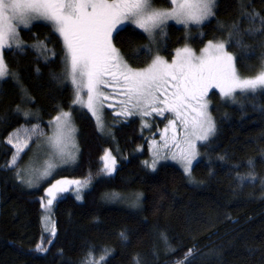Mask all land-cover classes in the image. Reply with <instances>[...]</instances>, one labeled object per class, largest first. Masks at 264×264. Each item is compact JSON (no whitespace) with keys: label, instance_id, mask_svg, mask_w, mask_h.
<instances>
[{"label":"trees","instance_id":"trees-1","mask_svg":"<svg viewBox=\"0 0 264 264\" xmlns=\"http://www.w3.org/2000/svg\"><path fill=\"white\" fill-rule=\"evenodd\" d=\"M238 2L218 0L217 15L192 30L191 48L199 51L208 40L226 39V26L236 19ZM250 2L264 14V0ZM154 4L158 8L169 6L168 0H154ZM124 28L127 30L115 41L117 48L133 67L146 66L150 62L147 56L141 55L139 60L133 57L150 46L147 37L133 27ZM165 33L160 54L170 60L186 39L184 30L172 24ZM20 37L26 44L24 51L5 49L4 53L11 71L19 76L33 101L27 105L32 113L30 120L39 122L46 134L47 123L59 110L73 111L79 155L77 163L60 176L90 179L91 186L83 194V201L72 194L57 199L52 210L57 237L52 245H45L49 247L47 253L36 252L42 237H48L43 231L39 201L44 188L27 190L14 172L4 167L11 159L7 135L18 127H31V123L26 125L23 115L15 112L23 100L20 87L12 78L0 85V264H78L89 247L102 246L112 249L110 264H130V256L136 253L146 264H175L189 248L195 249L193 264H264V191L259 179L254 185L246 181L239 187L231 172L234 163L242 164V174L248 171L246 161L252 159L258 178L264 177V96L239 98L231 104L212 94L217 135L208 147H200L195 182H189L174 165L162 164L156 172L144 167L143 161L148 160L146 138L137 119L111 126V135L104 138L85 110L72 107L73 89L65 76L63 45L49 25L35 23L28 30H20ZM40 43L46 45L47 55L35 50ZM247 43L257 48L255 40ZM231 50L244 55L239 49ZM260 51L257 49L254 55L258 57ZM258 63L256 59H244L248 66ZM238 67L241 75L251 74L246 67ZM107 150L117 161V171L111 177L101 171V158ZM219 155H225L227 162L217 159ZM110 193L133 199L142 193L140 208L108 203L104 198ZM121 231L127 232L128 241L120 239ZM161 232L167 233L175 252L166 249Z\"/></svg>","mask_w":264,"mask_h":264},{"label":"snow or ice","instance_id":"snow-or-ice-1","mask_svg":"<svg viewBox=\"0 0 264 264\" xmlns=\"http://www.w3.org/2000/svg\"><path fill=\"white\" fill-rule=\"evenodd\" d=\"M168 5L158 8L154 0H0V85L12 78L20 87L23 100L15 112L23 115L26 125L31 123V127L21 126L10 132L5 141L10 146L11 159L5 161L4 167L14 172L17 181L28 187L36 186L41 179L51 176L60 164L75 161L79 152L73 111L61 109L49 121L52 135L47 136L46 143L51 154L43 168L32 167V158L29 165L21 167L26 150L31 151L33 138L45 136V133L40 131L39 122L30 120L32 113L27 110V105L33 101L19 76L11 71L4 49L15 47L24 51L19 29H29L35 22L42 21L62 41L65 76L74 91L73 106L86 108L95 118L97 129L103 131L102 109L109 99L103 89L111 87L122 97L115 116H139L142 127L149 126L146 117L166 119L167 125L160 138L162 143L151 142V160L143 161V165L156 172L158 164L172 160L180 165L189 182H195L193 173L200 164L199 149L208 147L218 131L210 110V91L217 90L225 101L232 103L239 98L255 99L257 94L264 96V14L257 12L250 0H239L236 19L226 26V39L208 40L199 54L185 44L175 50L170 61L159 54L152 55V48L145 46L133 58L139 60L144 55L150 62L144 67H133L115 43L127 30L123 26L134 25L155 41L158 34H166L168 21L183 25L186 30L203 25L217 15L218 0H168ZM247 40H255L257 48ZM233 48L244 55L238 56L231 50ZM257 49L262 50L258 57L254 55ZM40 50L41 54H48L46 45H40ZM245 58L256 59L259 63L255 67L245 65ZM238 65L246 67L251 74L241 75ZM36 145L40 147L38 141ZM101 159L104 161L103 175L111 177L117 171L116 158L110 151H105ZM217 159L227 162L225 155H219ZM246 165L248 171L243 174L239 171L241 163L231 165L239 187H244L246 181L254 185L259 179L264 191V177L258 178L255 161L248 159ZM209 175H212L211 171ZM90 183V179L56 180L44 189L40 206L44 212L43 231L48 237H42L36 252L47 253L49 247L45 245H52L57 237L52 210L58 197L75 186V199L83 201V191ZM111 198L119 197L111 194ZM141 199L142 193L135 194L130 206L137 207ZM119 236L122 241L129 239L126 231H121ZM160 239L166 249L175 252L168 243L166 232L160 233ZM194 252V248L187 249L175 264H193ZM111 254L112 249L107 246L89 247L78 264H110ZM130 264H146V261L136 253L130 256Z\"/></svg>","mask_w":264,"mask_h":264},{"label":"rangeland","instance_id":"rangeland-1","mask_svg":"<svg viewBox=\"0 0 264 264\" xmlns=\"http://www.w3.org/2000/svg\"><path fill=\"white\" fill-rule=\"evenodd\" d=\"M211 19V18H210ZM209 19V20H210ZM208 20V21H209ZM208 21H205V23H207ZM35 23H44L42 21H38V22H35ZM34 23V24H35ZM204 23V24H205ZM46 24V23H44ZM175 25V26H178L180 28H182L184 30V36H185V39H186V43L189 47L190 46V40L193 38V34H192V30L193 29H198L200 28L201 26H192V30H186L184 28L183 25H178L176 24L174 21H168L167 25L165 26V29L168 25ZM126 26H130V27H133L135 28L134 25H131V24H127L123 27H126ZM137 29V28H135ZM20 30H28V29H24V28H20ZM139 31H141L140 29H138ZM165 31V30H164ZM142 32V31H141ZM143 33V32H142ZM56 34V33H55ZM144 34V33H143ZM58 36V34H56ZM146 36V34H144ZM147 37V36H146ZM165 38V34H158L155 38V41H152L150 40L149 38L148 39V42H149V45L150 47L152 48L153 50V53L154 55L155 54H160L161 52V48H162V44H163V39ZM20 40H21V37H20ZM22 42V47H24L26 44L21 40ZM62 42V41H61ZM185 44L179 48H182L185 46ZM40 45H43V44H39V45H36V49L37 52L39 54H41V50H40ZM63 45V44H62ZM203 48V47H202ZM12 49H15V47H13ZM5 50V49H4ZM200 50L199 51H196L197 54H199ZM42 55V54H41ZM175 55V51L173 53V56ZM162 56V55H161ZM172 56V57H173ZM166 59V58H165ZM168 60V59H167ZM171 60V59H170ZM169 60V61H170ZM64 71H65V65H64ZM68 83L70 84V86L72 87L70 81H68ZM73 89V88H72ZM103 91L105 92L106 95L109 96V99L107 101L104 102V108L102 109V113H103V123H104V129L103 131H99V133L104 137V138H108L110 135H111V126H116L117 124L119 123H124V122H128L132 119H137L140 123V126H141V130L145 133V138H146V149H147V155H148V160L150 161L151 160V152H150V144L153 140L157 141L158 143H162L161 141V133L163 132V129L165 128V126L167 125V120L166 119H163L161 117H156V116H152V117H146L144 118L145 121L148 123V127H142V123H141V118L139 116H132V117H128V118H124V117H117L114 115V112L119 110V100L122 99V97H120L119 95H117L113 89L111 87L109 88H106V89H103ZM215 93L218 95L219 99L225 103H231V104H234L232 103L231 101H225L219 94V92L215 89H213L212 91H210L209 93V100H210V110H212V101H211V96L212 94ZM73 97H74V91H73ZM85 99H86V96H85ZM237 103V102H236ZM235 103V104H236ZM72 107L74 109H83L85 110L90 116L91 118L94 120L95 124H96V120L95 118L92 116V114L90 112H88V110L86 108H81L80 106L76 105V106H73L72 104ZM168 115V114H166ZM214 118V117H213ZM52 120V119H51ZM157 122H160L161 123V127L157 126ZM73 123H74V126L76 128V132H75V142L76 144L78 145V149H79V142H78V131H77V127L75 125V122H74V118H73ZM48 125V132L45 134V136H42V137H34L33 138V143L31 145L30 143V149L31 151H27V154L25 156V158L23 159L22 161V164H21V167H24V166H27L29 165V161H30V158H32V164L31 166L32 167H36V168H40L42 169L43 166H44V163L47 159H49L50 157V154H51V149L49 148L48 144L46 143V138L47 136H51L52 135V129L49 128V122L47 123ZM97 127V125H96ZM40 131H42L40 129ZM39 142L40 144V147L37 148V145H36V142ZM14 151V150H13ZM107 151H110V150H107ZM78 155H79V152H78ZM78 155H77V158L75 159V161H70L68 163H65V164H60L59 167L55 168L52 175L45 178V179H41L38 183V185L36 186H33V187H28L24 184H22L27 190H38L40 188H46L48 186H50V183H55L56 180H71V179H67V178H63L60 176V174L65 171V170H69L71 169L76 163H77V160H78ZM199 161H200V157L198 158ZM162 164H171V165H174L176 166L177 168H179L182 173H183V170L182 168L180 167L179 164L175 163L174 161L172 160H167V161H162L160 164H158L157 168L162 165ZM103 165H104V161H103ZM150 170V169H148ZM151 171V170H150ZM105 176V175H104ZM186 177V176H185ZM187 178V177H186ZM188 179V178H187ZM189 181V180H188ZM91 186V183L88 185V187H86L83 191V194L90 188ZM44 189H43V192H42V196H44ZM74 191H75V186H71L69 191L68 192H65V193H62L59 197H61L62 195L64 194H72L75 198V195H74ZM111 194H116L119 198L117 199H113L111 198ZM58 197V198H59ZM105 201L108 202V203H117V204H120V205H124V206H128V204L130 205L131 201L133 200V198L130 196V195H120L118 193H110L108 194L107 196H105ZM41 200V198H39V201ZM80 202V201H79ZM131 209L133 210H137L140 208V204L137 206V207H130ZM43 211V209H42ZM44 215V212L42 214V217Z\"/></svg>","mask_w":264,"mask_h":264}]
</instances>
